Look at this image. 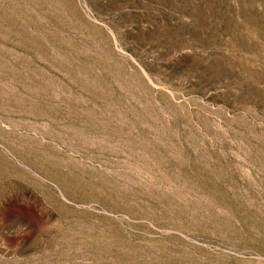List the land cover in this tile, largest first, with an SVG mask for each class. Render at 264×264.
<instances>
[{
    "label": "rangeland",
    "instance_id": "obj_1",
    "mask_svg": "<svg viewBox=\"0 0 264 264\" xmlns=\"http://www.w3.org/2000/svg\"><path fill=\"white\" fill-rule=\"evenodd\" d=\"M0 264H264V0H0Z\"/></svg>",
    "mask_w": 264,
    "mask_h": 264
}]
</instances>
